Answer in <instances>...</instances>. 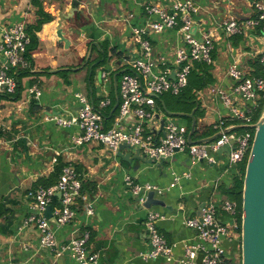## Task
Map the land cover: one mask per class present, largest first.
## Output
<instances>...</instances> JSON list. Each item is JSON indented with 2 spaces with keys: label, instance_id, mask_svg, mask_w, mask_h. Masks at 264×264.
<instances>
[{
  "label": "crops",
  "instance_id": "obj_1",
  "mask_svg": "<svg viewBox=\"0 0 264 264\" xmlns=\"http://www.w3.org/2000/svg\"><path fill=\"white\" fill-rule=\"evenodd\" d=\"M42 1L45 12L54 20L44 24L36 33L38 44L30 53L31 57L27 56L29 67L10 69V74L18 82L16 93L0 95V264H79L68 256L56 258L41 249L38 230L34 232V225L24 227V220L31 212L29 192L47 188L46 180L57 174L59 167L61 177L63 168L70 164L75 167L83 190L76 218L65 226L54 224L60 243L89 230V248L98 254V264H178L187 247L202 246L210 251V244L186 227L185 220L196 217L203 205H219L224 198H229L227 193L234 186L241 165L231 166L228 156L221 153L216 154L218 164L194 161L188 152L175 154L166 159L164 165L162 161L149 164L133 160L130 163L97 143L75 145L72 138L78 134V128H60L51 121L55 115L76 114L80 106L75 94L82 93L97 109L101 101L108 98L111 104L101 110L104 127L111 129L115 126L122 75L131 72L134 60L144 58L132 28L145 26L151 21L144 11L145 5L157 3L171 13V0ZM192 1L200 8V14L195 16L200 25H196L195 35L201 37L204 30L210 29L216 37L213 54L216 63L210 66L214 82L201 91L205 93L213 85L228 88L233 83L227 77L226 69L237 54L242 68L252 74V63L257 61L251 53L260 50L264 42L261 26L245 27L248 21L257 19L258 13L253 6L255 0ZM74 2L79 5L75 6ZM130 13L135 14L131 26L122 21ZM181 17L178 14V18ZM231 18L244 27L241 34L226 38L222 25ZM35 20L36 9L31 0H0V47L5 29L21 21L30 26ZM152 20L156 21L158 17L154 16ZM60 30L69 41L67 46L58 37ZM145 38L151 43L154 59L165 58L166 65L158 64V70H173L175 53L184 46L179 30H166L160 34L151 32ZM1 58L4 57L0 53V65L3 64ZM104 73L106 79L102 77ZM34 88L41 92L38 98L30 92ZM196 96L201 114L197 118L199 136L194 141L199 143L217 134L213 123L220 117L234 133L245 131L236 130L242 125L231 119L228 110L216 98L211 101L207 96L203 98L198 93ZM164 108L165 104L163 108L157 104L158 113L167 119L170 116ZM175 118L187 129L192 125V120ZM131 123H134L133 119L123 122L125 126ZM153 123L160 130V120ZM155 135L157 138L164 136L159 131ZM134 151V148L125 149L124 153ZM54 159H57L56 163ZM126 176H131L139 184L149 183L161 188L163 194L156 197L163 204L153 205L151 209L137 204L125 184ZM175 177L179 180L175 181ZM11 192L13 194L6 203L5 198ZM86 203L94 205V216L85 214ZM51 206L53 211L61 207L58 193ZM148 210L163 217L158 227L167 242L174 246L171 261L165 257L143 258L150 250L145 229ZM218 213L222 224L231 223L228 214L222 210ZM224 247L233 255L239 242L225 241Z\"/></svg>",
  "mask_w": 264,
  "mask_h": 264
},
{
  "label": "built area",
  "instance_id": "obj_2",
  "mask_svg": "<svg viewBox=\"0 0 264 264\" xmlns=\"http://www.w3.org/2000/svg\"><path fill=\"white\" fill-rule=\"evenodd\" d=\"M171 3V13L166 7L157 3L145 5L144 11L151 21L145 26L132 28V33L138 38L143 49L144 58L134 60L131 63V72L122 75L119 85V113L113 128L105 129L101 111L111 104L110 100L106 98L101 101L97 109L82 93L75 94L76 101L81 107L76 114L55 115L51 117V121L60 128H78V134L72 138L77 146L97 143L116 156L121 145H130L131 148L140 149L147 158H154L157 161L170 159L177 153L188 152L194 161L218 164L216 154L234 141L227 159L231 166L238 167L248 159L258 122L254 118L260 115L264 101V77L247 74L240 64L238 54L226 69V75L233 83L228 88L210 86L207 92L199 91L198 95L203 98L207 96L211 101L216 98L228 110L231 119L239 125L249 127L247 130L241 134L234 133L225 119L220 117L213 123V128L218 133L216 139L208 143L190 144L187 128L179 125L175 117L166 119L165 135L161 138L155 135V132L159 131L153 123L156 119L150 123L154 114L158 113L156 97L168 93L179 96L188 87L189 76L196 63H204L211 67L216 63L213 58L216 50L214 31L204 30L201 37L191 33L194 26H200L195 20V16L200 14V8L192 0H171ZM253 6L258 13L257 19L248 21L245 27L253 29L261 26L264 31V0H255ZM178 14L182 15L181 19L178 18ZM154 16L158 17V20H152ZM134 17L135 14L130 13L122 18V21L131 26L130 21ZM243 27L235 18H231L223 23L222 30L226 38H232L241 34ZM27 29L28 24L21 21L3 32L0 53L6 62L0 65V95H14L17 91L18 82L10 74V69L29 67L26 54L30 37ZM173 29L179 30L184 46L175 53L172 61L174 69L166 68L160 71L158 64L166 65L165 58L158 61L154 59L151 43L145 37L151 32L160 34ZM252 56L264 68V42L260 50L251 53ZM172 73L175 74L174 80L171 78ZM102 77L106 79L107 76L104 73ZM30 92L37 98L41 95L37 88L31 89ZM128 117H134L139 122L134 121L130 126H125L123 122ZM53 162L56 163L57 159ZM237 176H241L240 170ZM178 180L179 177H175V181ZM125 184L131 194L139 199L141 206H144L149 193L153 192L159 196L163 194L161 188L149 183L139 184L131 176L125 177ZM82 190L83 185L75 167L72 164L64 167L57 185L29 192L28 197L32 201L31 212L24 220V227L34 225L40 234V248L48 250L56 258L68 256L79 264H98V254L89 248L91 237L89 230L85 229L66 243H60L55 235L56 226H65L76 218ZM57 193L61 194V207L53 211V216L57 220L54 226L46 217V210L51 206ZM221 210L231 217V223L228 225L219 221L218 212ZM84 212L89 217L94 216V205L86 203ZM162 218L159 213L148 210L145 229L150 250L143 255L144 259L159 257H165L169 261L173 259L174 246L167 242L158 227ZM238 218L239 204L230 198H224L219 205L215 203L203 205L196 217L185 220V225L196 231L204 242L209 243L211 250L208 251L202 246L187 247L178 264H197V257L201 253L204 255L202 264H242ZM225 241L239 242V248L233 255L225 249Z\"/></svg>",
  "mask_w": 264,
  "mask_h": 264
},
{
  "label": "water",
  "instance_id": "obj_3",
  "mask_svg": "<svg viewBox=\"0 0 264 264\" xmlns=\"http://www.w3.org/2000/svg\"><path fill=\"white\" fill-rule=\"evenodd\" d=\"M75 6H78V2H74ZM76 12V9L75 11ZM197 27L194 26L191 30L192 34L196 33ZM58 37L62 42L69 44V41L65 39L62 30L58 32ZM2 40V37H1ZM1 62L5 63L6 59L1 58ZM171 78L175 79V74L171 75ZM119 106L116 105L115 109ZM81 107H79V110ZM114 109V111H115ZM167 115L170 117H185L192 120L191 130L188 134V142L190 144H197L198 142L193 140V136L196 131L197 120L195 118V111L192 113H181V112H170L164 108ZM78 110V111H79ZM133 119L135 122H139L134 117H128L125 121H130ZM160 120L161 127L159 133L164 132L165 118H162L159 113H155L153 119ZM218 137V133L212 137L200 140L199 143H208L213 141ZM234 144L232 141L230 144L223 147L219 153L225 154L227 156L231 153V145ZM125 149H131L130 145H121L118 150V156L125 161L130 163L133 160H139L143 163L156 164L157 160L154 158H147L145 155L142 156L141 150L136 149L134 152L124 153ZM27 151V150H26ZM165 160H162V165H164ZM13 192H11L6 198V203L9 202L10 197ZM61 196L60 193H58ZM138 204L139 199L136 198ZM163 204L161 199H158L155 193L151 192L147 196V200L144 203V208L151 209L153 205ZM46 217L53 223L57 224L56 218L53 216L52 206H48L46 210ZM10 220V217H9ZM34 232H36V227L34 226ZM241 258L242 264H264V110L256 123V131L252 147L247 159V165L245 170L244 187H243V202H242V224H241ZM203 255L199 254L197 263L202 264Z\"/></svg>",
  "mask_w": 264,
  "mask_h": 264
},
{
  "label": "trees",
  "instance_id": "obj_4",
  "mask_svg": "<svg viewBox=\"0 0 264 264\" xmlns=\"http://www.w3.org/2000/svg\"><path fill=\"white\" fill-rule=\"evenodd\" d=\"M31 4L36 9V20L32 25L28 26L27 29L28 36L30 37V45L28 47V52L26 54V58L28 62L29 59L27 56L31 57L30 53L37 48L38 39L36 33L42 29L44 24L50 23L54 20V17L51 14L45 12L42 0H31ZM213 82L214 81L211 74V67L204 63H196L194 69L192 70L189 76L188 87L179 96H174L171 94H165L163 96H160L159 99H157V104L161 108H163L165 104L166 110L172 112L191 113L194 109L197 108L195 112V118L197 120V118L200 117L201 113H200V102L197 99L196 95L199 91L205 89L209 84H212ZM262 108L264 109V101ZM262 111H260V115ZM118 113H119V108L117 109L114 115V119L117 117ZM260 115L256 116L254 120L257 121ZM187 119L191 122V119L189 118ZM248 128L249 127L242 125L236 128V130L244 131L247 130ZM187 130L189 134L191 130V126ZM198 136H199V125L197 123V129L193 136V139H196ZM246 165H247V159L240 166L241 176H237L234 186L227 193L230 199L237 201L239 204V218H238L240 224L239 233H241V224H242L243 187H244ZM61 172H62L61 167H59L57 169V174L52 175L46 180L47 181L46 187L55 185L56 182L59 181L58 179H60Z\"/></svg>",
  "mask_w": 264,
  "mask_h": 264
},
{
  "label": "rangeland",
  "instance_id": "obj_5",
  "mask_svg": "<svg viewBox=\"0 0 264 264\" xmlns=\"http://www.w3.org/2000/svg\"><path fill=\"white\" fill-rule=\"evenodd\" d=\"M252 68H253L254 72L250 76L254 75V76L264 77V68L262 66H260L257 63H252ZM159 111H161V109H159ZM174 119L177 120L178 118H174ZM39 243H40V241H39Z\"/></svg>",
  "mask_w": 264,
  "mask_h": 264
}]
</instances>
